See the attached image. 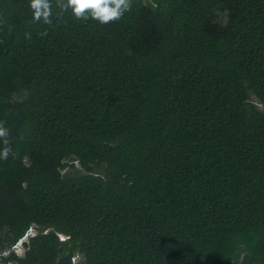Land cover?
<instances>
[{"label": "trees", "instance_id": "obj_1", "mask_svg": "<svg viewBox=\"0 0 264 264\" xmlns=\"http://www.w3.org/2000/svg\"><path fill=\"white\" fill-rule=\"evenodd\" d=\"M66 3L0 0V264H264V0Z\"/></svg>", "mask_w": 264, "mask_h": 264}, {"label": "clouds", "instance_id": "obj_2", "mask_svg": "<svg viewBox=\"0 0 264 264\" xmlns=\"http://www.w3.org/2000/svg\"><path fill=\"white\" fill-rule=\"evenodd\" d=\"M77 19H92L101 25L118 21L131 9V0H67L65 5ZM9 130L0 124V141L7 144ZM11 148L4 147L0 150V159H7ZM35 230L29 228L25 234L15 241L9 248L17 256H22L30 236L35 235Z\"/></svg>", "mask_w": 264, "mask_h": 264}]
</instances>
